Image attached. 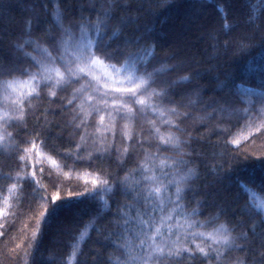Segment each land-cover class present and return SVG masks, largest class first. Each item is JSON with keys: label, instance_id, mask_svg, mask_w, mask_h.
<instances>
[{"label": "snow or ice", "instance_id": "1", "mask_svg": "<svg viewBox=\"0 0 264 264\" xmlns=\"http://www.w3.org/2000/svg\"><path fill=\"white\" fill-rule=\"evenodd\" d=\"M99 3L95 18L83 15L72 18L71 13L65 15L67 10L61 9L60 0H55L53 24L41 27L38 17L27 19L22 42L14 45L19 55L9 59L0 70V149L22 153L18 156L21 171L7 177L12 183L7 189L8 195L3 197L4 205L9 204V199L29 178L39 184L34 171H23L33 154L38 158L43 156L57 173L72 175L74 169L63 172L57 159L38 149L35 138L23 142L30 143L31 147L21 148V142L9 131L26 126L29 114L38 107L34 102L45 97L49 102L59 99L61 107L66 102L70 109L68 123L81 130L80 142L75 145L77 160L83 159L79 151L89 142L96 150L107 152L112 147L109 136L114 142L117 132L125 142L122 149H117L121 162L137 146L143 151L138 164L116 180L88 171L76 173L77 179H82L85 185L84 191L76 195H87L101 203L102 208L72 245L67 264H78L81 243L104 209L111 207L109 201L117 195L124 198V203L117 201L111 228H96L104 241L113 246L107 260L99 264H182L198 258L202 264H213V257L215 264H222L226 252L241 248L252 252L247 264H264V197L244 183L239 185L241 192L249 197L245 212L251 220L253 240L247 232L237 233L238 225L227 217L223 207L218 206L214 214L200 219L206 201L189 198L194 192L192 182L199 179L200 174L192 166V153L186 151L189 140L182 139L186 129L181 125L191 116L188 109L200 103L201 89H184L200 79V72H186L168 79L169 74L179 73L183 62L174 52L157 59V45L151 32L141 27L139 15H133L134 11H139L132 7L135 0H99ZM256 18L253 11L250 20L244 23ZM222 19L221 30L225 36L240 27L239 23L227 22L226 12ZM34 30L40 35L34 36ZM213 47L216 49L217 45ZM250 47L251 37L245 35L225 40L223 44L225 52L231 49L238 55H244ZM249 71H252L251 66ZM231 79V74L226 73L225 82L219 87L228 88L233 98L213 101L220 104L213 112L228 119L242 115L247 120L244 127L249 135L253 128L260 131L264 122L254 124L251 113L259 103L258 111L264 115V77L260 80V90L245 87L243 83L236 85L239 92L248 94L246 96L232 91ZM177 95L179 100L174 99ZM47 111L45 108V116ZM196 119L210 120L213 116L208 113ZM40 135V132L35 134ZM241 138L231 142L240 145ZM92 158L93 152L88 151L87 159ZM40 171L43 172V168ZM63 203L57 192L51 197L52 208H46L40 216H51ZM190 204L194 206L189 208ZM5 214L0 208V217ZM257 227L262 231L257 233ZM36 234L33 233V238ZM257 237L260 243L252 247ZM93 264H98V258ZM235 264H245V261L238 259Z\"/></svg>", "mask_w": 264, "mask_h": 264}, {"label": "trees", "instance_id": "2", "mask_svg": "<svg viewBox=\"0 0 264 264\" xmlns=\"http://www.w3.org/2000/svg\"><path fill=\"white\" fill-rule=\"evenodd\" d=\"M60 4L61 9L67 10L65 15L71 13L72 18L81 15L95 18L96 10L100 7L99 0H60ZM54 5L55 0H0V58H3L0 59V70L8 64L9 59L19 55L14 45L22 42L25 21L38 17L41 27L51 26ZM132 7L139 9L133 15H139L141 27L149 30L154 38L157 59H164L168 53L174 52L178 60L183 62L179 73L169 74L168 79L191 71L201 74L198 81L184 89H201L200 103L188 109L191 116L181 125L186 129L182 139L189 140L186 151L192 153V166L200 174V178L192 182L194 192L189 194V198L206 201L200 219L214 214L218 206L223 207L227 217L238 225L237 233L247 232L249 239L253 240L251 220L245 212L249 197L241 192L239 185L244 183L264 197V128L260 131L253 128L249 135L248 129L244 127L247 123L245 117L237 115L228 119L217 116L213 108L220 107V104H213V101L222 102L233 98L228 88L221 90L219 87L221 82H225L226 73L231 74L229 87L237 95H248L237 90L236 85L241 83L245 87L260 90V80L264 77V0H135ZM253 11L257 18L244 23L250 20ZM225 12L228 23L240 24L228 36L221 30ZM33 34L40 35L36 30ZM240 35L251 37L250 49L244 55L234 54L231 49L225 52L224 41ZM214 44L217 45L216 49ZM249 66L252 71H249ZM174 99L179 100V96ZM34 103L38 107L29 114L26 126L10 128L9 131L21 142V148L31 147L30 143L23 142L35 138L38 149L57 159L63 172L70 169L74 171L71 176L57 173L43 156L38 158L33 154L23 171H34L39 184L29 178L9 199V204L4 205L3 197L8 195L7 189L12 183L7 177L21 171L18 156L22 153L0 149V208L6 213L0 217V224L3 225L0 228L3 233L0 235V264H67L72 245L102 208L97 200L87 195H76L77 192H83L85 187L83 180L77 179L76 173L88 171L116 180L135 167L143 157L142 149L137 146L121 162L117 149H122L125 142L117 132L114 142L109 136L112 147L107 152L96 150L89 142L79 151L83 159L77 160L75 145L80 142L81 130L74 129L68 123L71 112L66 102L61 107L59 99L49 102L45 97ZM45 108L48 109L46 116L43 114ZM259 108L260 104L257 103L251 113L253 123L257 125L264 122V115L259 113ZM208 113L212 114L213 119H196ZM37 132L41 133L39 137L35 136ZM242 134L248 138L242 139L240 145L231 142ZM88 151L93 152L91 160L87 159ZM37 159L40 163H37ZM57 192L64 203L51 216L42 218L40 213L52 208L51 197ZM117 201L124 203V198L117 195L109 201L111 207L104 209L95 227L81 243L82 254L77 257L78 264H93L97 258L98 264L99 261L107 260L113 246L104 241L96 228H111ZM192 206L190 204L189 208ZM261 231V227L256 228L257 233ZM34 232L37 233L35 238ZM240 243L243 244V241ZM259 243L257 237L252 247ZM251 256L252 252H245L243 248L226 252L222 264H235L238 259L247 264ZM182 264L202 262L198 258L196 261H183Z\"/></svg>", "mask_w": 264, "mask_h": 264}, {"label": "rangeland", "instance_id": "3", "mask_svg": "<svg viewBox=\"0 0 264 264\" xmlns=\"http://www.w3.org/2000/svg\"><path fill=\"white\" fill-rule=\"evenodd\" d=\"M246 94H247V93H246ZM242 136H247V135H245V134H242V135H241V137H242ZM241 137H240V138H241ZM241 140H242V138H241ZM254 191H255V190H254ZM255 192H256V191H255ZM256 193H257L259 196L263 197V196H262V195H260L258 192H256Z\"/></svg>", "mask_w": 264, "mask_h": 264}]
</instances>
